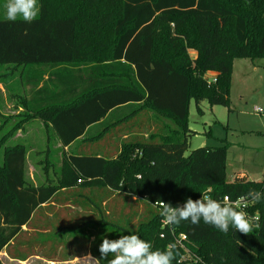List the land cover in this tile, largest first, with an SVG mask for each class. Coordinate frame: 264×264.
Here are the masks:
<instances>
[{"label": "trees", "instance_id": "1", "mask_svg": "<svg viewBox=\"0 0 264 264\" xmlns=\"http://www.w3.org/2000/svg\"><path fill=\"white\" fill-rule=\"evenodd\" d=\"M37 1L32 22L0 19V65L18 69L27 90L26 98L17 97L22 112L0 135V254L59 263L83 248L99 259L105 236L135 234L163 250L183 234L189 260H182L186 253L176 244L173 264H264V198L246 201L249 217L259 216L249 235L231 226L223 233L203 222L173 227L155 207L158 199L177 206L205 194L222 202L264 192V172L257 182L227 181L224 140L185 156L194 135L188 128L190 102L198 115L202 103L230 111L233 61L264 59V0ZM209 72L215 83L204 78ZM127 109L128 115L103 127ZM144 113L152 115V126L128 121ZM33 120L52 131L61 147L80 143L62 158L57 181L36 187L25 179L26 148L5 145ZM120 122L127 123L110 133L113 154L83 155L88 142ZM97 123L100 134L89 138L87 129ZM61 191L75 197L57 200ZM108 192L123 202L136 197L137 205L132 210L124 202L109 210ZM54 207L61 209L52 212ZM94 233L102 238L92 251Z\"/></svg>", "mask_w": 264, "mask_h": 264}, {"label": "rangeland", "instance_id": "2", "mask_svg": "<svg viewBox=\"0 0 264 264\" xmlns=\"http://www.w3.org/2000/svg\"><path fill=\"white\" fill-rule=\"evenodd\" d=\"M5 4L6 0H0V19H7ZM37 4L39 7L38 1ZM189 55L192 56V52ZM11 67L10 65L0 67V135L8 130L19 116L15 101L17 100V95L22 98L27 96L24 78L20 77L18 69L14 70ZM213 76L215 77L216 75L206 77L208 82L211 81ZM229 101L230 111L221 106L210 107L206 103H202V115L197 114L194 102H190L188 128L194 135L188 139V148L185 156L196 148L220 146L223 144L222 140H224L229 144L226 156L227 181H232L233 173L237 170L246 173L252 181H260L262 179V171H264V59H256L254 61L235 59L233 61ZM11 105L14 106L10 109ZM254 108L260 109L262 112L254 113ZM131 111L132 109H127L125 112H119L112 116L103 127L115 119L123 118ZM132 129L137 130L136 127ZM19 131L20 134L17 136ZM19 131L8 139L5 145L21 144L29 152L25 166V179L27 180L29 173L33 174V176L40 175L42 177L46 168L45 164H48L47 176L53 183L55 177L58 179L61 159L53 148L54 135L52 131L46 130L44 126H39L38 122L35 124L32 121L26 123ZM43 136L50 139L48 143L49 151H44L40 154L37 151H30L29 147L32 146L30 144L42 143L39 140ZM79 145L80 143L76 144L71 151H75ZM1 151L2 147H0V153ZM83 151V155H90L93 149L87 150L84 148ZM106 195L109 199L106 203L107 209L117 208L119 210L126 203L125 205L133 210L138 202L136 197H132L131 200L124 197L126 200L124 203L123 200H119L115 193L108 192ZM56 209H53V212ZM68 213L69 215L76 214V210H70ZM50 215L51 213H45V217H50ZM66 217L67 213H64L62 219H66ZM92 217L91 215L88 218L91 219ZM92 236L97 239L92 245L93 251L97 249V242L102 237L97 235V233ZM82 249L77 250L79 255L73 260L59 263H48L38 257H31L24 262H19L11 260L6 257L5 253H1L0 264H87L86 260L77 259H82L88 254ZM58 255L62 256L60 252Z\"/></svg>", "mask_w": 264, "mask_h": 264}, {"label": "clouds", "instance_id": "3", "mask_svg": "<svg viewBox=\"0 0 264 264\" xmlns=\"http://www.w3.org/2000/svg\"><path fill=\"white\" fill-rule=\"evenodd\" d=\"M8 21L16 22L22 18L24 22H32L39 14L37 0H6L4 5ZM264 192L251 190L241 201L251 200L260 202ZM225 198L224 202L212 198L210 195H201L199 199L188 197L182 205L172 206L162 200H157L161 211L160 216L165 224L177 227L182 222H190L193 226L211 225L220 232L227 233L232 229L244 235H249L254 227L258 226L259 216L249 217L242 208L233 206ZM97 259L91 253L79 260H86L87 264H173L179 254L177 245L170 243L165 249H154L150 241H146L135 234L119 235L117 239L102 238ZM111 257V258H109Z\"/></svg>", "mask_w": 264, "mask_h": 264}, {"label": "crops", "instance_id": "4", "mask_svg": "<svg viewBox=\"0 0 264 264\" xmlns=\"http://www.w3.org/2000/svg\"><path fill=\"white\" fill-rule=\"evenodd\" d=\"M190 52H192V57H194L195 56V52L194 51H190ZM189 52V53H190ZM215 73H212V72H209V73H206L205 74V77H207V76H210V75H214ZM19 95H17V97H18ZM27 97V96H26ZM16 101V103H17V100H15ZM14 106V105H13ZM12 105H11V107H10V109L13 107ZM126 106H123V107H120V108H118V109H115V110H113V112L114 111H116V110H119L120 109V111H121V109L122 108H125ZM17 108H18V111H17V114H20L21 112H22V109L18 106V104H17ZM141 115V116H140ZM138 119H140V120H144V121H147V124L148 125H151L152 126V115L151 114H148V113H144V114H137V115H135L134 117H131V118H129L128 119V121H133V122H135V121H138ZM127 121V122H128ZM39 123V126H42L43 127V125H42V123H41V121H39V120H33L32 121V123ZM127 122H120V123H118L117 125H113V126H110V127H108L104 132V136L102 137V138H100V139H98L97 141H94V142H88V144L90 143V146H88L89 148L87 149V150H90V149H93L94 151H96V153H98V154H100V152H104V154H107V153H109V154H113L114 153V151H115V149L116 148H114V138H113V136L111 137L110 136V133L112 134L114 131H116V129H118V128H120L123 124H126ZM100 128V124L99 123H97V124H95V125H93V126H91V127H89L88 129H87V131H86V135L87 136H89V138L91 137V136H95V134L96 133H98L99 132V134H100V132H101V130L99 129ZM130 131L132 132V133H135V132H137L138 130H134V129H130ZM19 134H20V131L17 133V136H19ZM125 138V137H124ZM54 139V150H56L57 151V153L60 155V159L62 160V158L64 157V156H68V154H69V152H70V149H71V147L73 146V145H70L69 147H61V145H60V143H59V141L54 137L53 138ZM49 138L48 137H46V136H43V138L42 139H40L39 141H42V143L41 142H39V144H35V143H31L30 144V146L31 147H29L30 148V151H37L39 154L40 153H42V152H44V151H49ZM85 143L86 142H83L82 144L83 145H85ZM27 150V149H26ZM28 151H27V155H26V161H27V157H28ZM227 160V159H226ZM46 165V168H45V170L43 171L44 172V175L41 177L40 175H34L33 176V174H31V173H29V175H28V178H27V182L29 183V184H31V185H33L34 187H36V186H38V185H42V184H48V183H52L51 182V180H49L48 179V177L49 176H47V173H48V164H45ZM61 165V164H60ZM25 166H26V163H25ZM60 167V166H59ZM262 172H264V171H262ZM25 175H26V171H25ZM235 177H239V178H242V177H244V178H246L248 181H252V180H250L249 179V177H248V175L246 174V173H244V172H239L238 170L237 171H234V173H233V179L235 178ZM26 178V177H25ZM232 179V180H233ZM57 181V178L55 177V179L53 180V183H55ZM83 192V194H86L87 193V191L85 192V191H82ZM60 194L58 195V198H57V200H72V197L74 196V194L72 195V194H69V195H67V192L65 193V192H63V191H61V192H59ZM79 195V194H78ZM79 196H82L83 197V195L80 193V195ZM75 197V196H74ZM73 197V198H74ZM80 200H83V198H81ZM55 208H57L56 210H55V212H58V211H60V209L61 208H59V207H54V209ZM52 212H53V210H52ZM46 213V212H45ZM48 213H51V212H48ZM52 215V214H51ZM51 215H50V217H51ZM49 217V218H50Z\"/></svg>", "mask_w": 264, "mask_h": 264}, {"label": "built area", "instance_id": "5", "mask_svg": "<svg viewBox=\"0 0 264 264\" xmlns=\"http://www.w3.org/2000/svg\"><path fill=\"white\" fill-rule=\"evenodd\" d=\"M204 78L206 79V77H205V75H204ZM207 80V79H206ZM208 81V80H207ZM215 81H216V76L214 77H211V83H215ZM253 112L254 113H261L262 112V110H260V109H257V108H254L253 109ZM225 198L226 197H224L223 198V200H222V202H224L225 201ZM228 202L229 203H231V204H233V206H237L238 208H242L243 210L246 208V205H247V203H246V201H241L240 199H237V200H235V201H230L229 199H228ZM155 207H157V208H159L160 209V207H159V205L158 204H155ZM165 223V222H164ZM187 242V238H186V236L185 235H183V234H180V235H178L177 236V239H176V244L180 247V249H182L186 254H185V256L183 257V261H187V260H189V253H188V250L186 249V247H185V243Z\"/></svg>", "mask_w": 264, "mask_h": 264}]
</instances>
